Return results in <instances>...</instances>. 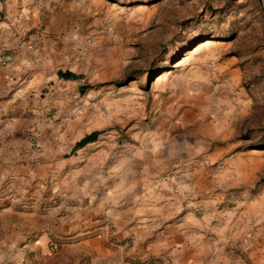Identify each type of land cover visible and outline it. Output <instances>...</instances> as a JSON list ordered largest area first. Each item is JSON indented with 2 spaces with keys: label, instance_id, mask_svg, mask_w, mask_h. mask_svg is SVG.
I'll return each instance as SVG.
<instances>
[{
  "label": "rangeland",
  "instance_id": "374dc122",
  "mask_svg": "<svg viewBox=\"0 0 264 264\" xmlns=\"http://www.w3.org/2000/svg\"><path fill=\"white\" fill-rule=\"evenodd\" d=\"M261 1L263 7L258 0H0V21L24 22L35 12L46 23L9 24L15 43L0 39V58L16 53L26 59L44 42L50 59L42 81L16 70L9 89H1L0 144L10 140L28 156L44 148L69 159L77 154L74 142L96 131L95 142L81 150H147L159 96L169 84L192 83L210 69L216 89L206 102L213 111L207 116L215 125L190 135L215 148L213 166L224 169L205 203L181 210L192 216L189 263L264 264ZM57 68L77 77L55 78ZM49 177L36 197L46 206L35 205L47 210L45 224L0 215V264H104L89 241L67 227L59 200L48 199ZM10 202L1 198L0 209ZM27 202L15 209H32Z\"/></svg>",
  "mask_w": 264,
  "mask_h": 264
},
{
  "label": "crops",
  "instance_id": "0c3cea01",
  "mask_svg": "<svg viewBox=\"0 0 264 264\" xmlns=\"http://www.w3.org/2000/svg\"><path fill=\"white\" fill-rule=\"evenodd\" d=\"M30 14L28 18L24 13L28 18L24 22L16 18L0 21V39L5 40L4 44L15 43L9 24H46L37 19L35 12ZM4 33L7 36L1 38ZM28 52L26 59H20L15 53L3 64L0 58V91L9 89L16 70H24L36 81L48 75L50 59L46 44L40 42L39 47ZM57 70L63 69L55 70V78H58ZM213 77L214 72L206 69L194 77V82L184 79L169 84L168 90L159 94L156 127L147 150L120 149L115 154L116 151L109 149L90 152L80 149L95 142L94 139L75 149L77 154L73 158L67 159L44 148L31 158L23 154L16 143L3 140L0 144V203L1 198L11 202L0 209V215L15 213L32 224L43 221L45 224L47 210L41 212L35 205L40 204V210L46 206L36 197L45 177L50 176L48 199L59 200L67 227L88 240L103 257L104 264L150 261L190 264L191 250L186 238L192 231V216L185 208L181 210L205 203L210 198L207 191L214 187L217 174L224 169L213 166L217 150H208L206 140L190 135L199 133L203 125H215L208 119L207 115L213 111L206 103L213 98L216 89L209 84ZM7 130L9 128L3 131ZM40 133L48 134L47 130ZM192 157L198 159L193 162ZM75 161L79 163L73 169L66 172L60 169ZM52 171H56V175H52ZM28 199L38 202H31L32 209H15L18 202L25 203Z\"/></svg>",
  "mask_w": 264,
  "mask_h": 264
},
{
  "label": "trees",
  "instance_id": "16d2710c",
  "mask_svg": "<svg viewBox=\"0 0 264 264\" xmlns=\"http://www.w3.org/2000/svg\"><path fill=\"white\" fill-rule=\"evenodd\" d=\"M56 75L58 78H61V79H74L77 77L76 74H74L68 70H57ZM96 133H97L96 131H91V132L83 135L81 138H79L77 141L74 142L71 149L75 150V149L83 146L85 143L94 140Z\"/></svg>",
  "mask_w": 264,
  "mask_h": 264
},
{
  "label": "built area",
  "instance_id": "2783aa9c",
  "mask_svg": "<svg viewBox=\"0 0 264 264\" xmlns=\"http://www.w3.org/2000/svg\"><path fill=\"white\" fill-rule=\"evenodd\" d=\"M7 59H8L7 56H2L1 57V63L2 64L5 63L7 61ZM51 246L54 247V245H52V244H51Z\"/></svg>",
  "mask_w": 264,
  "mask_h": 264
},
{
  "label": "water",
  "instance_id": "95a60500",
  "mask_svg": "<svg viewBox=\"0 0 264 264\" xmlns=\"http://www.w3.org/2000/svg\"><path fill=\"white\" fill-rule=\"evenodd\" d=\"M259 4L263 7V3L261 0H258Z\"/></svg>",
  "mask_w": 264,
  "mask_h": 264
},
{
  "label": "bare ground",
  "instance_id": "6f19581e",
  "mask_svg": "<svg viewBox=\"0 0 264 264\" xmlns=\"http://www.w3.org/2000/svg\"><path fill=\"white\" fill-rule=\"evenodd\" d=\"M207 42H208V41H207ZM207 42H206V43H207Z\"/></svg>",
  "mask_w": 264,
  "mask_h": 264
}]
</instances>
